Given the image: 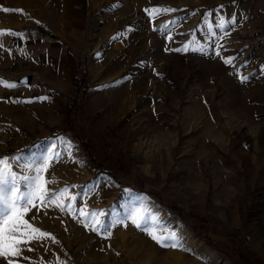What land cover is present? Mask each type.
Wrapping results in <instances>:
<instances>
[{
  "label": "rangeland",
  "instance_id": "rangeland-1",
  "mask_svg": "<svg viewBox=\"0 0 264 264\" xmlns=\"http://www.w3.org/2000/svg\"><path fill=\"white\" fill-rule=\"evenodd\" d=\"M88 1L78 35L48 7L25 24L0 15V30L20 34L0 37V80L15 85H0V160L35 176L51 156L47 199L67 189L73 207L28 205L24 219L57 242L21 244L27 259H13L264 264V0ZM80 210L103 213L104 227H85Z\"/></svg>",
  "mask_w": 264,
  "mask_h": 264
},
{
  "label": "snow or ice",
  "instance_id": "snow-or-ice-1",
  "mask_svg": "<svg viewBox=\"0 0 264 264\" xmlns=\"http://www.w3.org/2000/svg\"><path fill=\"white\" fill-rule=\"evenodd\" d=\"M5 12L13 11L10 9H3ZM22 12V10H20ZM148 11L151 15L165 14L173 9L167 8H153ZM167 31V26H163ZM5 35H20L13 33L10 30H0V37ZM170 38V37H169ZM194 43V42H193ZM2 47V44H0ZM191 47V45H189ZM203 51V48L194 49ZM226 63H231V60H226ZM0 85L5 87H15L14 84H8L0 80ZM69 143V142H64ZM52 157L45 158L41 167L34 169L35 176H17L15 172L11 170L7 160H0V258L6 260L7 264H17V261L13 258H23L21 244L30 243L32 240L51 239L54 243L57 242L55 237L51 236L41 229L33 227L26 219L25 214L28 211V205L35 206L34 201L39 200L41 206L45 203L54 204L61 211L72 212L73 207L71 204L62 203L63 198L67 194V189H63L56 199H47V180L44 178V173L48 168V160ZM32 171V169H26ZM25 182L28 187L27 193L20 192V183ZM70 200H74L75 197H69ZM21 201H24V205H21ZM79 215L85 217V227L90 228L94 232H99L104 226L96 217L103 215V213H85L83 210L79 211ZM91 216V223L88 222V217ZM144 217L139 212L133 213L132 223L138 228L142 227ZM151 238L161 247L174 248L182 251H189L181 242V239L174 233L169 232L167 235L163 234L162 229H145ZM110 235V234H109ZM32 249L29 248L28 251Z\"/></svg>",
  "mask_w": 264,
  "mask_h": 264
},
{
  "label": "crops",
  "instance_id": "crops-1",
  "mask_svg": "<svg viewBox=\"0 0 264 264\" xmlns=\"http://www.w3.org/2000/svg\"><path fill=\"white\" fill-rule=\"evenodd\" d=\"M6 4L0 2V15H5L11 22L16 21L18 24H25L32 21V10L38 8L40 11L43 7H48L49 13L55 15L56 23L62 25L59 28L60 33L68 35L79 33L81 21L82 6L87 5L88 0H5ZM89 2V1H88ZM3 6L13 10L5 12ZM14 8V9H12ZM22 10V12L20 11ZM83 17V13H82ZM3 18V17H2ZM4 19V18H3Z\"/></svg>",
  "mask_w": 264,
  "mask_h": 264
},
{
  "label": "water",
  "instance_id": "water-1",
  "mask_svg": "<svg viewBox=\"0 0 264 264\" xmlns=\"http://www.w3.org/2000/svg\"><path fill=\"white\" fill-rule=\"evenodd\" d=\"M17 82L19 84H25V85H29L31 82V76L27 75V76H22L20 78L17 79Z\"/></svg>",
  "mask_w": 264,
  "mask_h": 264
},
{
  "label": "trees",
  "instance_id": "trees-1",
  "mask_svg": "<svg viewBox=\"0 0 264 264\" xmlns=\"http://www.w3.org/2000/svg\"><path fill=\"white\" fill-rule=\"evenodd\" d=\"M78 92H80V91H78ZM71 114H72V111L71 110H68V112H67V119H70V117H72ZM72 119L73 118H71V121L70 122H72ZM25 150H28V148L25 149ZM0 157H3V156L1 155Z\"/></svg>",
  "mask_w": 264,
  "mask_h": 264
}]
</instances>
